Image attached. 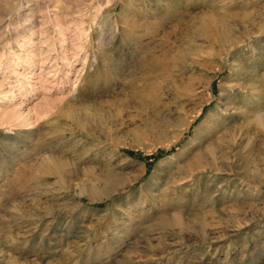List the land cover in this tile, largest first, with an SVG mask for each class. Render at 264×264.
<instances>
[{
  "label": "rangeland",
  "instance_id": "obj_1",
  "mask_svg": "<svg viewBox=\"0 0 264 264\" xmlns=\"http://www.w3.org/2000/svg\"><path fill=\"white\" fill-rule=\"evenodd\" d=\"M0 264H264V0H0Z\"/></svg>",
  "mask_w": 264,
  "mask_h": 264
},
{
  "label": "bare ground",
  "instance_id": "obj_2",
  "mask_svg": "<svg viewBox=\"0 0 264 264\" xmlns=\"http://www.w3.org/2000/svg\"><path fill=\"white\" fill-rule=\"evenodd\" d=\"M201 154V153H200Z\"/></svg>",
  "mask_w": 264,
  "mask_h": 264
}]
</instances>
